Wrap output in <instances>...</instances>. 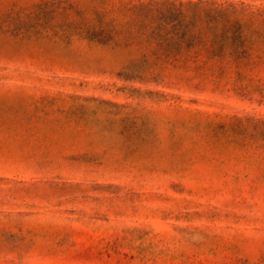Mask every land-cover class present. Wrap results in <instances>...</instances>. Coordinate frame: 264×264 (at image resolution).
I'll use <instances>...</instances> for the list:
<instances>
[{
  "label": "rangeland",
  "instance_id": "1",
  "mask_svg": "<svg viewBox=\"0 0 264 264\" xmlns=\"http://www.w3.org/2000/svg\"><path fill=\"white\" fill-rule=\"evenodd\" d=\"M0 264H264V0H0Z\"/></svg>",
  "mask_w": 264,
  "mask_h": 264
},
{
  "label": "trees",
  "instance_id": "2",
  "mask_svg": "<svg viewBox=\"0 0 264 264\" xmlns=\"http://www.w3.org/2000/svg\"><path fill=\"white\" fill-rule=\"evenodd\" d=\"M171 7L175 8L174 13L170 16L171 19L169 20V24H171V28H170V35L167 37V43L171 44V43H175V44H181L182 42H184L186 40L185 38V32H184V17H185V11L182 8L184 5H179L178 7H176L175 5L173 6L172 4H170ZM188 7H201V11L203 12L204 16L209 18V20H214V18H218L221 16H225L226 14L229 13V7L227 8H223V7H212V4H204V5H200V4H187ZM210 22V21H209ZM230 45L231 47H233L234 45H236V37L234 35L230 36ZM221 47H223V45L221 44ZM237 48V46L235 47ZM241 53H238L237 50L234 49V51H232L231 53H229L228 56H238ZM212 56H218V57H222L224 56V53L221 52L220 50H215L213 52H211Z\"/></svg>",
  "mask_w": 264,
  "mask_h": 264
}]
</instances>
